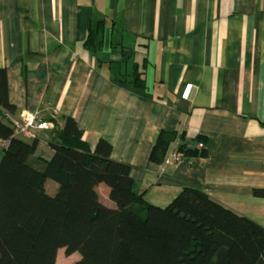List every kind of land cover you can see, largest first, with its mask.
I'll list each match as a JSON object with an SVG mask.
<instances>
[{
    "label": "crops",
    "instance_id": "crops-1",
    "mask_svg": "<svg viewBox=\"0 0 264 264\" xmlns=\"http://www.w3.org/2000/svg\"><path fill=\"white\" fill-rule=\"evenodd\" d=\"M1 68L13 115L49 123L17 136L37 139L34 157L50 160L53 126L70 117L91 151L103 139L130 166L146 203L189 186L264 228V0H0ZM162 130L177 134L165 160L181 136L201 138L204 155L149 162ZM96 191L115 207L106 185Z\"/></svg>",
    "mask_w": 264,
    "mask_h": 264
},
{
    "label": "trees",
    "instance_id": "trees-1",
    "mask_svg": "<svg viewBox=\"0 0 264 264\" xmlns=\"http://www.w3.org/2000/svg\"><path fill=\"white\" fill-rule=\"evenodd\" d=\"M102 27L101 21L88 29L87 48L96 46ZM141 75L135 66L132 86L144 87ZM4 111L13 114L14 106L1 68L0 140L8 144L0 159V264H56L60 248L79 254L72 264H264V228L251 219L189 186L163 208L146 203L130 166L112 160V147L103 139L91 151L70 117L61 128L53 126V155L41 161L33 156L37 139L13 136L1 118ZM176 138L175 132L160 131L149 162H164ZM181 138L175 148L180 158L204 155ZM48 180L56 184L53 194ZM99 184L108 187L115 207L101 203Z\"/></svg>",
    "mask_w": 264,
    "mask_h": 264
},
{
    "label": "built area",
    "instance_id": "built-area-1",
    "mask_svg": "<svg viewBox=\"0 0 264 264\" xmlns=\"http://www.w3.org/2000/svg\"><path fill=\"white\" fill-rule=\"evenodd\" d=\"M1 118L11 127L13 136L33 137V130L46 129L49 127L48 122L38 119L35 114L30 112H24L20 116H15L9 112L4 111ZM0 143L6 146L8 144V141L0 140ZM190 145L197 151H201L204 147V144L201 141L190 143ZM179 160L180 157L174 150L171 153L170 157L165 161L169 164H176L179 162Z\"/></svg>",
    "mask_w": 264,
    "mask_h": 264
},
{
    "label": "rangeland",
    "instance_id": "rangeland-1",
    "mask_svg": "<svg viewBox=\"0 0 264 264\" xmlns=\"http://www.w3.org/2000/svg\"><path fill=\"white\" fill-rule=\"evenodd\" d=\"M48 191H51V186H48ZM79 259L78 253L66 254L63 248L57 251L56 264H72Z\"/></svg>",
    "mask_w": 264,
    "mask_h": 264
}]
</instances>
